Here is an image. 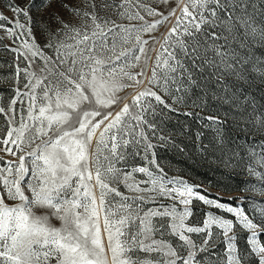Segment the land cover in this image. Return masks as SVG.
<instances>
[{
  "label": "snow or ice",
  "instance_id": "6c2138e0",
  "mask_svg": "<svg viewBox=\"0 0 264 264\" xmlns=\"http://www.w3.org/2000/svg\"><path fill=\"white\" fill-rule=\"evenodd\" d=\"M53 2L0 12L15 65L0 103V264H264V201L212 196L157 157L188 134H166L164 117L208 121L201 157L264 196V0H58L67 18L33 19ZM213 102L228 109L202 115Z\"/></svg>",
  "mask_w": 264,
  "mask_h": 264
},
{
  "label": "rangeland",
  "instance_id": "374dc122",
  "mask_svg": "<svg viewBox=\"0 0 264 264\" xmlns=\"http://www.w3.org/2000/svg\"><path fill=\"white\" fill-rule=\"evenodd\" d=\"M19 2L21 4H26L28 0H19ZM149 2H151V0H149ZM37 3H39V0H37ZM4 4H5V0H0V12H3L5 16L11 18L13 16V13L7 10V8L4 7ZM54 11L60 12L61 15H63L65 18H67L69 15L67 11H65L60 7L58 0H54L51 7L47 9H44L40 12H37L35 9H33L30 14L35 20L40 17L46 18L50 12H54ZM21 19L23 20V17H21ZM147 19H152V18L148 17ZM10 26L11 25H9V27ZM168 27H170V25L168 24L160 26L159 31H157L155 35L159 36L161 33L165 32ZM36 34L37 37L40 38L42 41L43 38L40 37V33L37 32ZM0 37H5L4 39L0 40V45L12 44V41H10L5 36V33L2 30H0ZM19 44L20 41L18 40L16 41V44L12 46L16 47L19 46ZM259 51H264V49H260ZM13 60H14V54L8 53L5 50L0 49V77H3L2 79H0V103H3L5 106H7L9 103V97L14 94L13 91H11V89L14 87V81L8 79V75L10 73H13L15 70V65L13 63ZM9 65L12 66L9 67ZM21 66L23 67L24 65ZM253 91L257 98V102L260 104H264V95H262L259 91L256 90ZM128 93L135 94V90L131 88L125 89L123 92L120 93V95H127ZM130 99L131 96H129V100ZM189 104H191V101H189ZM217 107H219V112L221 115H223V112L228 109V105H224L223 107H220L219 105L215 104V102H213L212 107L209 110L203 111L202 115L215 114ZM189 110L198 113L201 112V109L199 108H191V109L184 108V111H189ZM2 123H3V118L0 117V124ZM207 123L209 122L197 121L196 118L193 116L185 117L183 115L169 114L168 116L163 118V122L161 123V128L164 130L166 134L180 133V130L182 128H184L185 131H187L188 133L187 135L180 133V135L177 136L178 143L183 145L185 151L181 152L171 147L157 149V157L161 162V164L169 172V175L180 176L192 184H202L208 188V191L212 194V196H220L223 197L225 200H227L229 197L246 196L253 198L256 201H264V196L259 195L257 192L241 191L242 188L246 187L245 183H243L244 181H249V185L251 184L259 185L260 182L257 181L255 177H248L246 175H236L233 176L232 178H229L227 172L222 174L221 170L217 168L216 162L211 157H209L207 161L201 157V154L197 151V141L195 138V133L197 131L203 132L204 133L203 142L206 144L209 143L214 136V131L212 128L204 127V124ZM232 127H234V125H232ZM245 131H247V129H245ZM256 139L260 140V139H264V137L257 135ZM238 142L243 143L244 138L241 137L240 141ZM0 147H2V145H0ZM0 155H4V153L0 152ZM5 159H13V158L5 156ZM184 159H194V161L191 160L192 163H194V165L200 168V171L196 172L198 173L197 175L193 173L195 172L194 168L189 169L187 167V165L184 162ZM143 163L144 161L141 160L140 158H136L135 160L130 159L128 161L129 165L143 164ZM260 170L264 171V169H260ZM236 171L238 172L239 169H237ZM206 172H209V174H206ZM136 176L138 179L144 178L142 174L139 173H137ZM120 190L126 192V189L122 184L120 185ZM194 205L196 210L194 220L202 222L204 218L203 213L208 211V207L206 205H203L199 201H194ZM245 207L248 208L249 205L246 204ZM249 214L251 215L253 213L250 212ZM53 222L57 226H59L60 222L58 220H54ZM245 235H246L245 233L241 232V239L239 241L240 247L245 246L244 238H243ZM223 250H224V245H220V247L216 249V251L219 253H222ZM108 259H109V264H111L110 255Z\"/></svg>",
  "mask_w": 264,
  "mask_h": 264
},
{
  "label": "trees",
  "instance_id": "16d2710c",
  "mask_svg": "<svg viewBox=\"0 0 264 264\" xmlns=\"http://www.w3.org/2000/svg\"><path fill=\"white\" fill-rule=\"evenodd\" d=\"M194 161V159H184V162L185 164L187 165V167L190 169V168H194L195 169V172H193L194 174H198L196 173L197 171H200V168L196 165H194V163H192V161ZM206 174H209V172H206ZM201 177V176H200ZM205 178V177H204Z\"/></svg>",
  "mask_w": 264,
  "mask_h": 264
}]
</instances>
